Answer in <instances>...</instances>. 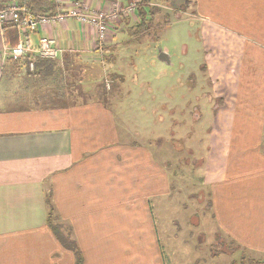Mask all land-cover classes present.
<instances>
[{"label": "crops", "instance_id": "obj_1", "mask_svg": "<svg viewBox=\"0 0 264 264\" xmlns=\"http://www.w3.org/2000/svg\"><path fill=\"white\" fill-rule=\"evenodd\" d=\"M81 1L105 11L111 0ZM193 1L214 101L202 185L217 229L264 259V0ZM45 34L66 54L98 53L95 33L75 20L32 39ZM46 91L23 86L0 101H42ZM57 93L47 100L67 103L0 108V264L76 263L47 225L46 193L83 264H167L154 212L173 201L167 165L149 144L125 140L97 94L75 104Z\"/></svg>", "mask_w": 264, "mask_h": 264}, {"label": "rangeland", "instance_id": "obj_2", "mask_svg": "<svg viewBox=\"0 0 264 264\" xmlns=\"http://www.w3.org/2000/svg\"><path fill=\"white\" fill-rule=\"evenodd\" d=\"M191 1L188 7L186 0L152 1V5L162 9L172 21L160 29L157 41L150 45L145 40L131 39L128 32L123 31V25L122 28L115 25L116 28L107 33V39L113 36L112 40L100 46L99 31L92 29L98 53L92 54L93 57H83L78 52L68 54L73 63L80 66L76 69L79 79L72 78L71 82L76 81L74 84L83 87L88 98L93 100L98 99L94 96V89L105 90L107 95L102 98L106 101L102 102L115 114L125 140L149 144L161 162L167 165L173 201L162 204V207L159 202L154 203L167 264H264L262 257L251 256L217 229L209 206L208 190L202 185L204 151L207 153L208 150V139L205 138L214 117V101L208 100L210 83L203 73L200 24L192 15L194 4ZM140 2L122 1L126 6H136L135 13L130 16V26L137 23L136 11ZM183 6L188 10H183ZM113 7L109 2L107 9L113 11ZM177 15H181L180 18ZM122 17L115 22L119 23ZM157 21L162 23L164 18L158 16ZM114 23L113 20L107 23L109 31ZM161 52H167L171 61L160 60ZM112 57L116 65L108 63ZM58 62L61 68H65L64 56ZM3 68L0 72V98L6 91L8 95L14 91L18 93L27 76L24 69L15 71L13 76H5ZM122 70L128 72L125 71L128 74L126 80L118 79ZM51 80H59V76ZM41 82L36 80L34 86H42ZM131 89L135 90L132 96L129 95ZM48 95L52 96V93ZM49 102L45 93L42 101H0V108H34L46 106ZM53 102L62 104L63 101Z\"/></svg>", "mask_w": 264, "mask_h": 264}, {"label": "trees", "instance_id": "obj_3", "mask_svg": "<svg viewBox=\"0 0 264 264\" xmlns=\"http://www.w3.org/2000/svg\"><path fill=\"white\" fill-rule=\"evenodd\" d=\"M152 1L154 0H141L140 5L136 11L137 15V23L135 25L130 26V21L132 20L131 17H122V20L120 22H115L114 25L111 27V29H115L116 27L122 25L124 27L123 31L126 33L128 32V35L130 36L131 39H136L137 40H145L149 42L150 45L151 43L157 41V33L162 29L164 26H167L171 23L172 18L168 14H164L162 9L154 7L152 5ZM161 1V0H159ZM167 1V0H166ZM191 1V0H190ZM189 0H186L187 4L186 6L188 7V4L190 2ZM194 4V1H191ZM9 4H15L21 8H25L28 12H31L35 15H44V16H53L59 11V5L55 0H0V8H4L5 6ZM187 7L183 6V10H188ZM184 13V12H183ZM158 16H161L164 18V21L162 23L157 21ZM181 15H177L178 18H180ZM124 18V19H123ZM116 25V27H115ZM120 31V28H118ZM5 38L8 43L11 45H16L18 43L19 39V27L15 24H6V29H5ZM34 35H32L33 37ZM110 51V50H108ZM65 54V52H64ZM64 56V67H60V63L58 60H35V69L31 71L29 64L31 63V60L29 58L22 60V61H13L10 60L6 63L4 66V75H14L18 71L20 72L21 69H24V72L27 76H25V81H24V88L28 89L29 87H33L35 84L36 80L42 81L40 84L42 86H39L40 88L44 87L47 88L46 93H53V92H58L59 94L61 93L62 95L65 94V92H69L71 94V97L73 99H76L77 101H71V103H86L89 101H78L79 98H85L87 99V93L85 90H83V87L80 85H75L74 83L76 82H71V79H79L76 69H79L80 66H76L73 63V58L69 56L68 54H65ZM73 55V54H72ZM110 64H115V58L112 57L111 61H108ZM116 65V64H115ZM64 70V72H63ZM66 70V71H65ZM83 70V69H82ZM80 71V70H79ZM15 72V73H14ZM121 73V72H120ZM59 76V80H51V78ZM118 79L120 80H126V76L121 73L120 75L118 74ZM50 80V81H48ZM59 81V82H58ZM53 83H57L54 84ZM45 84V85H43ZM111 86V85H110ZM54 87L55 89H53ZM74 89L77 90V92L74 91ZM114 89V88H111ZM101 89L97 88L94 89L95 91L94 94H97L98 96L105 97L107 93L105 90L100 91ZM57 93V94H58ZM74 95L75 97H73ZM64 103H67L66 101H63ZM46 106L49 107H58L61 106L60 104H56L53 101H50ZM46 106H35V108H47ZM46 204L47 207L49 208V213L47 217V225L51 229V231L55 234V236L58 238V240L61 242L63 246L71 250L75 254L76 258V263L75 264H83V259L80 254V251L78 250L76 244L73 241L68 240V234L66 235L65 233L67 232V228H65L63 225L57 223V219L55 216V210L53 208L52 204V197L50 193H46ZM233 244H236L234 241H231ZM222 254H226V252H221ZM215 255H218L215 254ZM214 255V256H215ZM242 262L244 260L242 259ZM232 264H236L233 262ZM255 264V263H253ZM256 264H262V263H256Z\"/></svg>", "mask_w": 264, "mask_h": 264}, {"label": "built area", "instance_id": "obj_4", "mask_svg": "<svg viewBox=\"0 0 264 264\" xmlns=\"http://www.w3.org/2000/svg\"><path fill=\"white\" fill-rule=\"evenodd\" d=\"M59 5V11L53 16L35 15L15 4H9L0 8V72L10 60H31L29 67L35 69V60H58L62 58L64 50L59 47L58 41L51 35L45 34L32 39L40 30L56 27L71 20L77 21L84 29L96 28L99 32L100 46L107 42L109 31L108 22L117 21L121 16L129 17L136 6H126L123 0H111L115 6L112 10L93 11L81 0H55ZM126 4V3H125ZM6 24H15L19 27V39L16 45L6 41ZM100 33V34H99ZM4 65V66H3ZM4 69V68H3Z\"/></svg>", "mask_w": 264, "mask_h": 264}, {"label": "water", "instance_id": "obj_5", "mask_svg": "<svg viewBox=\"0 0 264 264\" xmlns=\"http://www.w3.org/2000/svg\"><path fill=\"white\" fill-rule=\"evenodd\" d=\"M159 59L162 61H168L169 62V55L166 52H161L159 54Z\"/></svg>", "mask_w": 264, "mask_h": 264}]
</instances>
